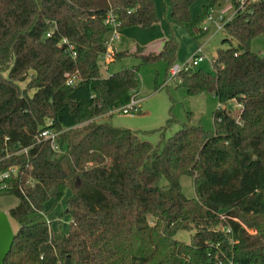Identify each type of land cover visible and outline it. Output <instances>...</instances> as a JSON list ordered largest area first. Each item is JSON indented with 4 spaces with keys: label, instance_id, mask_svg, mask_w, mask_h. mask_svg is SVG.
Here are the masks:
<instances>
[{
    "label": "trees",
    "instance_id": "trees-1",
    "mask_svg": "<svg viewBox=\"0 0 264 264\" xmlns=\"http://www.w3.org/2000/svg\"><path fill=\"white\" fill-rule=\"evenodd\" d=\"M168 1L161 49L115 52L112 61L139 64L103 77L108 15L118 31L149 28L158 21L155 0H0V170L18 167L0 192L18 200L7 212L17 228L4 264H264V53L251 50L264 38V0H232L221 30L229 45L217 49L213 72L197 67L173 78L188 96L217 99L212 129L184 122L165 137L170 116L152 144L97 120L137 93L141 64L173 65L174 24L199 42L221 0H203L193 19L197 0ZM48 120L60 132L58 150L38 140ZM20 148L27 153L14 154ZM183 174L196 197L182 192ZM66 190L67 232L52 229L45 212ZM192 228L189 242L176 238Z\"/></svg>",
    "mask_w": 264,
    "mask_h": 264
},
{
    "label": "rangeland",
    "instance_id": "rangeland-1",
    "mask_svg": "<svg viewBox=\"0 0 264 264\" xmlns=\"http://www.w3.org/2000/svg\"><path fill=\"white\" fill-rule=\"evenodd\" d=\"M202 3L203 0H197L192 5L190 10L192 18L197 17L201 10ZM226 8L229 9L226 12L224 21L229 20L234 14L232 0H221L220 3H218L213 8L212 17L214 20L219 17L220 10ZM155 10L156 16L158 18L156 24L153 25L155 26V38L150 41H148L146 38L141 39V41L145 43L143 44V48H145L142 49L143 53L151 52V50H153L151 47L156 45L159 40L166 38L169 35L167 0H155ZM219 24L223 25V22H219ZM139 28L142 30L147 29L141 27ZM172 31L173 38L179 42L178 51L173 65H181L187 55V47L185 46V43L186 40L189 43L190 38L182 26H172ZM121 39L129 44V39L125 37ZM223 39V32L217 31L215 25L212 24L210 25L209 31L198 41L204 43L207 56L209 59H213L216 56V51L218 48L229 45V43L224 42ZM130 42L132 43L133 41L130 40ZM139 44L142 43L139 42ZM232 44H235L234 40H232ZM251 50L260 54L264 53V38L262 35H259L252 40ZM135 51H137V48L128 52ZM156 52L157 51H155V53ZM138 62L139 60L137 58L129 56L122 60L116 61L113 64H110L107 70L103 62H100V73L103 77H106L123 68H130L136 64H139ZM200 67L210 72L214 71L211 63L206 60L201 63ZM138 79L139 92L136 93V95L137 99H139V112L130 115H123L120 112H114L98 117V121L109 122L111 125L117 128H127L136 131L140 140L148 141L152 144H158L160 142L161 135L157 129L165 127L170 116L174 119V122L165 130V137L171 136L184 122H190L194 125L199 124L207 130L212 129L213 112L218 107L217 99L211 93H202L197 96H188L186 90L183 87L176 85L175 80L172 78V74L170 73V67L167 69V65L163 60H155L153 62L141 64L138 71ZM225 106L227 109L232 111H236L238 107L235 100H229ZM179 182L181 190L186 197H196L192 177L183 174L180 176ZM161 184H165L164 179L161 180ZM68 196L69 190H66L63 197L58 202L49 200L46 203V218L48 221H50V227L52 229L60 228L65 232L68 230L70 217L68 214L64 213ZM17 201L18 200L15 196L1 195L0 211L8 212V209L15 206ZM10 221L13 230H16V223L13 220ZM194 231V228L189 230H179L176 233V238L181 241L189 242Z\"/></svg>",
    "mask_w": 264,
    "mask_h": 264
},
{
    "label": "built area",
    "instance_id": "built-area-1",
    "mask_svg": "<svg viewBox=\"0 0 264 264\" xmlns=\"http://www.w3.org/2000/svg\"><path fill=\"white\" fill-rule=\"evenodd\" d=\"M228 9L229 8L220 10L219 17L216 20H214V18L212 17V10H211V12L207 15V17L204 19L202 23L201 26L202 30L208 32L210 29V25L213 24L215 25L217 31H221L224 23L227 21V20L224 21V19ZM219 22H223V25H220ZM106 23H108L112 27L110 32L111 37L110 39H107V51L101 55L100 62H103L104 66L107 68L109 60L112 59L114 55V53L111 52L109 48L111 42L113 41V39L115 38L118 32V29L116 27L117 25L116 18L112 14L108 15L106 19ZM205 60L209 61L212 64L214 58L209 59V57L205 52L204 43L198 42L196 43L195 48L191 53V55L181 65H172L170 67V73L172 74V78H175V76L182 71H188L189 69L200 67L201 63L204 62ZM76 79L77 77L75 76L69 77L67 80V84L68 85L74 84L76 82ZM137 105H138V99L135 93V95L131 96L129 102L123 107H121L118 112H120L123 115L134 114L138 111ZM51 124L52 122L48 120L46 126L40 130L38 134V140H42L48 143L53 150H58L59 146H58L57 138L60 132L50 127ZM27 151H28L27 148H20L14 154L27 153ZM3 160L4 158L1 157L0 162H2ZM17 171H18V167L16 165H11L3 170H0V192L7 188L8 179H10L12 176H15L17 174Z\"/></svg>",
    "mask_w": 264,
    "mask_h": 264
},
{
    "label": "crops",
    "instance_id": "crops-1",
    "mask_svg": "<svg viewBox=\"0 0 264 264\" xmlns=\"http://www.w3.org/2000/svg\"><path fill=\"white\" fill-rule=\"evenodd\" d=\"M168 5H169V1L167 0V9H168L167 17L169 18L170 10L168 8ZM173 26H178V24H174ZM179 26H181V25H179ZM154 30H155V26L150 27V28H147V29H143V30L140 29L137 26L120 30V31L117 32L115 38L111 42V45H110L109 50L111 52L115 53V52H118V51H132V50H134L138 46L143 47V44H145V43L142 42L141 39H145L146 38V39H148V41L154 39L155 38V34H156ZM168 36L166 38H168ZM188 36H189L190 39H189V43H188L187 40H186V43H185V46L187 47V50H186V54L187 55H186L185 60L191 55V53L193 52V50L195 48V45H196V42L192 39V37L189 34H188ZM110 37H111V35H108L107 39H110ZM123 37L129 39V44H127L125 41H123L121 39ZM166 38H163V39L159 40V42L156 43V45H154L153 47H151L153 49V50H151V52L152 51L153 52H155V51L158 52L161 49V47H162V41L164 39H166ZM130 40H132L133 42L131 43ZM138 41L141 42L142 44H139ZM177 42H178V40H177ZM125 46H128V47H125ZM178 46H179V42H178ZM143 49H145V48H143ZM115 62L116 61H112V59H110L109 62H108L107 68L109 67L110 64H113ZM107 68H106V70H107ZM138 92L139 91H137V93ZM138 109L140 110L139 107H138Z\"/></svg>",
    "mask_w": 264,
    "mask_h": 264
},
{
    "label": "water",
    "instance_id": "water-1",
    "mask_svg": "<svg viewBox=\"0 0 264 264\" xmlns=\"http://www.w3.org/2000/svg\"><path fill=\"white\" fill-rule=\"evenodd\" d=\"M14 230L7 212L0 211V264H4L13 240Z\"/></svg>",
    "mask_w": 264,
    "mask_h": 264
}]
</instances>
